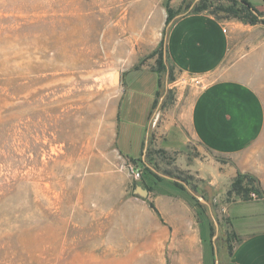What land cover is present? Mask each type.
Wrapping results in <instances>:
<instances>
[{"label":"rangeland","instance_id":"rangeland-1","mask_svg":"<svg viewBox=\"0 0 264 264\" xmlns=\"http://www.w3.org/2000/svg\"><path fill=\"white\" fill-rule=\"evenodd\" d=\"M193 2L0 0V264H121L113 258L121 245L107 241L121 234L107 235L105 206L115 196L107 189L115 193L117 186L135 182L115 147L122 71L137 59L155 68L156 57L147 56L165 34L166 8H180L181 16ZM170 76L161 75L156 113L179 121L203 79L177 80L172 70ZM257 91L264 105V79ZM162 137L151 133L145 152L159 177L197 183L196 165L226 160L190 136L182 148L165 151ZM251 149L243 159L264 179V136ZM229 186L219 198L206 191L214 210L236 199L228 196ZM250 208L234 204L229 214ZM227 221L220 217L214 240L218 264H226L235 242Z\"/></svg>","mask_w":264,"mask_h":264},{"label":"crops","instance_id":"crops-1","mask_svg":"<svg viewBox=\"0 0 264 264\" xmlns=\"http://www.w3.org/2000/svg\"><path fill=\"white\" fill-rule=\"evenodd\" d=\"M261 1L262 5L252 4L259 12L264 10ZM163 42L164 61L175 79L202 78L203 83L185 117L176 121L173 115L156 113L162 101L161 76L152 61L132 62L121 75L115 132L118 154L130 164L143 160L151 133L163 135L160 147L165 151L182 148L190 136L204 151L226 159L192 169L197 183H189L195 193L208 200L206 191H211L219 198L220 190L237 173L256 176L264 190V179L253 162L243 159L264 136V105L257 91L258 81L264 79V26L220 21L205 12L185 14L168 24ZM135 164L140 167V162ZM103 181L113 189L108 179H98ZM127 182L130 190L127 183L113 184L115 193L106 190L115 195L105 206L106 233L121 234L115 240L107 236L108 242L121 245V254L113 258L121 264H214L212 221L185 187L169 178L155 179L143 170L139 181ZM137 186L147 190L145 197L134 193ZM234 204L249 205L251 210L230 215ZM218 208L214 213L219 224L224 215L238 238L226 264H264V199L236 198Z\"/></svg>","mask_w":264,"mask_h":264},{"label":"trees","instance_id":"trees-1","mask_svg":"<svg viewBox=\"0 0 264 264\" xmlns=\"http://www.w3.org/2000/svg\"><path fill=\"white\" fill-rule=\"evenodd\" d=\"M188 8V13L186 14H197L202 12H209L210 15L217 16L218 14H221L223 19L226 20H239L243 23L255 25V24H262L264 25V15L259 12L248 0H228V4L225 6H219L215 7L213 3H210L209 0H199L196 2H193L192 4L189 3L185 7ZM166 18H165V25H168L173 19H175L180 14V8L173 12L169 7L166 8ZM256 12V14L254 13ZM185 15V14H183ZM164 37V36H163ZM163 38L160 40L159 45L156 49H154L147 58H155V71L161 76L162 73L167 72L168 75H171V69L168 67V65L164 61V54H163ZM171 77V76H170ZM160 85L161 81L159 80ZM159 93V92H158ZM146 156V162L142 161L141 159L138 160L142 166V170L152 176L155 179H160L159 177L152 169H150L145 163L150 165L156 170V166L152 164V162L148 159V154H145ZM134 163H138L134 160H132ZM166 175H171L169 172H164ZM142 178V177H141ZM177 179V178H176ZM186 183L188 186H190V183L188 180L185 179H179ZM175 184L182 189L184 186L175 181ZM190 189L195 191L194 187L190 186ZM228 196L231 194H234L236 198L242 200V201H251V200H263L264 199V190L261 187L260 181L258 178L250 173H237L236 177L232 180L231 185L228 189ZM251 194L255 196V198L251 197ZM192 199L195 202L197 199H195L192 196ZM200 203V202H199ZM151 208L154 209L152 205H150ZM203 208L206 209L204 205H202ZM214 210V209H213ZM211 236L213 235V225L211 223ZM232 232V231H231ZM232 236L234 238V241H238L237 236L232 232Z\"/></svg>","mask_w":264,"mask_h":264},{"label":"water","instance_id":"water-1","mask_svg":"<svg viewBox=\"0 0 264 264\" xmlns=\"http://www.w3.org/2000/svg\"><path fill=\"white\" fill-rule=\"evenodd\" d=\"M195 1H199V0H195ZM256 14V12H254ZM168 26V25H167ZM155 115V114H154ZM153 115V117H155ZM147 146V145H146ZM145 154L143 155V158H144ZM144 161V160H142ZM150 169H152L155 173H158L153 167H151L150 165H148L147 163H145ZM165 178H169V179H172L174 181H177L179 183H181L186 189L187 191L195 198L197 199V201H199L201 204H203L207 211H208V215L212 221V224H213V227H214V233L213 235L211 236V243H212V246H213V251H214V264H218V257H217V251H216V247H215V244H214V240L218 237V234H219V221L217 220L216 218V215L214 213V210L213 208L211 207V205L208 203V201L206 199H204V197H202L201 195H198L197 193H195L193 190H191L188 185L186 183H184L183 181L181 180H178V179H175V178H171V177H168V176H165V175H161ZM135 194L141 196V197H145L147 195V190L144 189L142 186H137L135 191H134Z\"/></svg>","mask_w":264,"mask_h":264},{"label":"built area","instance_id":"built-area-1","mask_svg":"<svg viewBox=\"0 0 264 264\" xmlns=\"http://www.w3.org/2000/svg\"><path fill=\"white\" fill-rule=\"evenodd\" d=\"M127 170L134 181H139L141 179L142 168L139 167L137 164H132V163L128 164ZM251 197L255 198L253 194H251Z\"/></svg>","mask_w":264,"mask_h":264}]
</instances>
